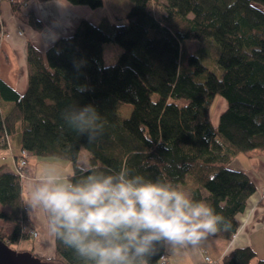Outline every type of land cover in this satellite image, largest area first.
Returning a JSON list of instances; mask_svg holds the SVG:
<instances>
[{
	"label": "trees",
	"instance_id": "1",
	"mask_svg": "<svg viewBox=\"0 0 264 264\" xmlns=\"http://www.w3.org/2000/svg\"><path fill=\"white\" fill-rule=\"evenodd\" d=\"M27 1L13 2L14 9ZM66 1L93 10L104 5V0ZM130 1L131 10L114 20L104 17L96 25L82 19L45 53L29 44L25 94L0 77V151L11 148V140L19 150L16 162L22 151L68 160L73 176L74 153L85 146L91 165L180 184L231 221L230 231L211 236L231 238L256 187L229 165L239 154L264 153V0ZM20 18L42 27L33 15ZM192 39L219 46V74L189 51L186 41ZM110 44L121 56L107 66L104 47ZM216 96L227 107L214 124ZM75 102L93 104L103 115L104 135L91 145L64 129L60 119L62 109ZM119 104L133 106L128 118H120ZM6 168L0 165V221L12 227L0 229V239L12 246L30 239L35 226L21 198L23 180ZM256 256L252 247H241L221 264H251ZM50 262L77 264L57 239Z\"/></svg>",
	"mask_w": 264,
	"mask_h": 264
},
{
	"label": "clouds",
	"instance_id": "2",
	"mask_svg": "<svg viewBox=\"0 0 264 264\" xmlns=\"http://www.w3.org/2000/svg\"><path fill=\"white\" fill-rule=\"evenodd\" d=\"M60 119L87 145L104 135L103 115L93 104H67ZM84 151L81 146L74 153L75 175L49 162L28 174L21 191L29 218L70 250L77 264H152L161 250L196 249L209 236L231 230L230 220L173 180L94 166L81 159Z\"/></svg>",
	"mask_w": 264,
	"mask_h": 264
},
{
	"label": "crops",
	"instance_id": "3",
	"mask_svg": "<svg viewBox=\"0 0 264 264\" xmlns=\"http://www.w3.org/2000/svg\"><path fill=\"white\" fill-rule=\"evenodd\" d=\"M13 2L18 5L23 0H0V77L23 95L29 85V44L45 53L59 38L70 36L79 22L87 19L91 11L87 6L71 5L66 0H28L20 7L16 5V10ZM20 14L33 15L36 21L42 23V27L37 23L34 26L28 24L27 19L20 18ZM220 106L221 111L216 113L214 124H217L219 115L227 107L224 99ZM10 147L0 151V165L6 164L9 171L17 172L16 157L19 150L13 146L11 140ZM38 160L44 162L46 159L38 158ZM8 162L11 165H8ZM54 163L64 166L62 163L55 161ZM229 167L244 171L256 187V192L249 198L244 212L238 216L241 225L237 233L231 238L209 236L196 249L182 250L175 254L165 251L170 259L168 264H221L226 255L241 247H252L255 251L257 256L251 264H258L259 260L264 259V153L255 151L250 155L239 154L233 157ZM27 169L22 179L23 187L28 174L38 167L30 166L28 162ZM63 171L66 175L71 174L66 173L64 169ZM28 219L38 232L33 245L34 251L40 257L45 255L54 258L56 238L50 235L35 218L32 221L28 216ZM207 256L212 262L206 261Z\"/></svg>",
	"mask_w": 264,
	"mask_h": 264
},
{
	"label": "rangeland",
	"instance_id": "4",
	"mask_svg": "<svg viewBox=\"0 0 264 264\" xmlns=\"http://www.w3.org/2000/svg\"><path fill=\"white\" fill-rule=\"evenodd\" d=\"M88 9L91 11V14L87 17V19H89L92 23L98 25L102 18L104 17H109L111 19H115V15H119V16H124L126 13H128L131 8L133 7V3L130 0H104V5L96 10L91 9L89 6H87ZM186 45L189 49V51L195 55L196 57H198L201 61V63L211 72H215V73H220L221 70L217 64V61L219 59L220 56V49L219 46L212 40H207V41H199V40H187L186 41ZM105 49V64L107 66L112 65L114 63H116V61L119 59V57L121 56V49L114 44H110V45H105L104 47ZM4 74V71H3ZM223 100L222 97L220 96H216V98L214 99L212 108H211V120L214 123L215 117H216V113H219L221 110V101ZM177 103L184 105L187 103L186 100H178L176 101ZM118 110H119V115L121 119H126L130 116L131 112L133 111V106L129 105V104H119L118 105ZM39 159H46L43 161L38 160ZM81 159H85L87 160V162L89 163V152L87 150H85L82 155H81ZM40 161V162H38ZM46 161L48 162H58V163H62V168L65 170L66 173H72L73 171V166L72 163L68 160H62V159H54V158H43V157H36V156H31L29 154L28 157V162L30 164V166L32 165H36L39 168H42L46 163ZM18 163V162H16ZM8 165H11L10 162L7 163ZM66 165V167H65ZM7 170H10L9 167L6 168ZM15 170V168H14ZM0 209H3V207L1 206ZM5 211H9L8 209L4 208ZM12 227L11 223H4L2 221H0V229H10ZM36 230H32L31 232V237L33 239H28V240H24L22 242H20L19 244H14L11 247L18 251V252H31L35 255H37L38 253L36 251H34L33 245L35 244L36 238L37 237H33V232H35ZM40 256V255H37ZM43 261L49 262L52 259L43 255L41 256Z\"/></svg>",
	"mask_w": 264,
	"mask_h": 264
},
{
	"label": "water",
	"instance_id": "5",
	"mask_svg": "<svg viewBox=\"0 0 264 264\" xmlns=\"http://www.w3.org/2000/svg\"><path fill=\"white\" fill-rule=\"evenodd\" d=\"M0 264H58L46 262L31 252H18L0 239Z\"/></svg>",
	"mask_w": 264,
	"mask_h": 264
},
{
	"label": "built area",
	"instance_id": "6",
	"mask_svg": "<svg viewBox=\"0 0 264 264\" xmlns=\"http://www.w3.org/2000/svg\"><path fill=\"white\" fill-rule=\"evenodd\" d=\"M28 157H29V153L27 151H22L20 159H19L18 163H16L17 173L21 176L22 179L25 177L24 169L28 164ZM33 237H38V233L36 231L33 232ZM205 259L208 262H212L210 257H208V256ZM169 261H170V259L168 260V256L166 254L165 255L163 254L161 256L158 264H168Z\"/></svg>",
	"mask_w": 264,
	"mask_h": 264
},
{
	"label": "bare ground",
	"instance_id": "7",
	"mask_svg": "<svg viewBox=\"0 0 264 264\" xmlns=\"http://www.w3.org/2000/svg\"><path fill=\"white\" fill-rule=\"evenodd\" d=\"M166 253H164V255H165ZM167 255V254H166ZM168 256V255H167ZM168 260H169V256H168Z\"/></svg>",
	"mask_w": 264,
	"mask_h": 264
}]
</instances>
